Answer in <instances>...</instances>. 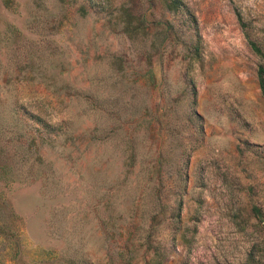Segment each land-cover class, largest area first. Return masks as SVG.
<instances>
[{
	"label": "rangeland",
	"instance_id": "obj_1",
	"mask_svg": "<svg viewBox=\"0 0 264 264\" xmlns=\"http://www.w3.org/2000/svg\"><path fill=\"white\" fill-rule=\"evenodd\" d=\"M244 32L264 0H0V264H264Z\"/></svg>",
	"mask_w": 264,
	"mask_h": 264
},
{
	"label": "trees",
	"instance_id": "obj_2",
	"mask_svg": "<svg viewBox=\"0 0 264 264\" xmlns=\"http://www.w3.org/2000/svg\"><path fill=\"white\" fill-rule=\"evenodd\" d=\"M246 38L248 39V44L251 48V50L260 58L261 60H264V51L261 50L260 46L253 40H251L248 36L247 32H244ZM257 79L260 91L262 95L264 96V64H260L257 69ZM255 208V207H254ZM144 264H149L147 261L144 262Z\"/></svg>",
	"mask_w": 264,
	"mask_h": 264
}]
</instances>
